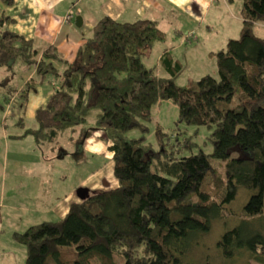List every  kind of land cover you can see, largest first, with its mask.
Returning <instances> with one entry per match:
<instances>
[{"label":"trees","instance_id":"trees-1","mask_svg":"<svg viewBox=\"0 0 264 264\" xmlns=\"http://www.w3.org/2000/svg\"><path fill=\"white\" fill-rule=\"evenodd\" d=\"M12 5L0 0V65L20 61L34 69L20 89L23 100L46 75L55 82L53 94L35 111L37 126L27 132L38 143L53 142L94 110L95 128L115 154L117 179L112 188L87 190L57 221L14 230L12 238L26 247L25 264H112L114 256L119 264H193L197 237L231 214L225 209L239 189L248 197L216 246L227 264H264V37L253 32L254 24L264 25V0H243L240 36L212 52L217 75L203 74L185 86L174 80L182 64L168 49L159 61L169 76L157 75L140 59L164 38L153 19L99 18L70 62L53 45L39 49L9 30L13 18L5 9ZM162 99L177 105L178 122L209 130L204 143H211V151L188 134L168 148L163 140L170 134L160 127L156 148L125 135L149 120ZM66 249L74 254L69 263Z\"/></svg>","mask_w":264,"mask_h":264},{"label":"rangeland","instance_id":"rangeland-1","mask_svg":"<svg viewBox=\"0 0 264 264\" xmlns=\"http://www.w3.org/2000/svg\"><path fill=\"white\" fill-rule=\"evenodd\" d=\"M242 3L243 0H213L200 22L167 8L166 13L157 16L164 38L154 41L140 55V59L157 75L169 76L159 61L161 53L168 49L182 64V70L174 80L184 86L206 73L216 76L217 64L212 52L224 48L230 38L240 36ZM70 10L76 15L78 8ZM152 16H156L155 13ZM253 32L264 37V25L254 24ZM28 73L20 61L12 66L0 65V209L2 227L9 234L14 230L22 232L42 221L59 220L71 202L77 200L76 190L80 187L94 192L117 184L114 161L107 149L108 141L102 136L96 138L105 145L98 154L88 151L85 145L88 137L100 131L95 128L94 110L84 124L58 132L53 142L38 143L33 134L27 132L37 126L36 109L45 105L55 90L53 76L48 74L30 89L26 102L19 89L28 78ZM177 119V105L170 99H162L152 106L149 120H141L139 126L131 128L125 135L128 138H143L144 142L156 148V127H160L170 134L163 140L168 148L174 145L172 139H181L188 134L204 151H211V143H204L208 141L209 130L206 127L185 125ZM194 149L197 150V147ZM215 165L218 173L224 176L221 163ZM29 176L33 179L44 177L42 181L45 183L39 188L40 194L44 191V197L39 199L23 189L27 181L33 183ZM247 197L248 192L239 189L235 199L225 209L231 214L225 213L213 222L207 233L197 237V246L190 257L193 264H227L216 242L222 232L236 222ZM17 246L14 263L8 260V264H25L26 247L19 243ZM73 256V252L66 249L63 258L69 263ZM111 263L119 264L121 259L114 256ZM0 264H6L4 258Z\"/></svg>","mask_w":264,"mask_h":264},{"label":"crops","instance_id":"crops-1","mask_svg":"<svg viewBox=\"0 0 264 264\" xmlns=\"http://www.w3.org/2000/svg\"><path fill=\"white\" fill-rule=\"evenodd\" d=\"M212 1L189 0L188 3L180 4L174 3L173 0H13V5L5 9V14L13 18V22L8 26L9 30L33 40L39 49L53 45L63 59L71 62L75 59L80 45L91 35L94 23L103 16L129 22L147 18L158 23L159 13H166L168 8L169 11H178L200 22L203 19L202 14L207 12ZM70 8H78L77 14ZM152 13L156 16H152ZM77 16L81 17L80 26L75 25ZM27 70L29 78L34 74V69L30 67ZM29 93L30 90L27 97ZM43 178L40 176L33 179L29 176L28 179L33 183L27 181L23 189L39 199L44 197V191L39 193V188L45 183ZM1 221L0 209V261L4 258L6 264L8 260L14 263L15 251L19 248L18 242L12 238L11 233L4 231Z\"/></svg>","mask_w":264,"mask_h":264},{"label":"clouds","instance_id":"clouds-1","mask_svg":"<svg viewBox=\"0 0 264 264\" xmlns=\"http://www.w3.org/2000/svg\"><path fill=\"white\" fill-rule=\"evenodd\" d=\"M174 3L179 2L180 4H184V3H188L189 0H173ZM197 2H199V0H197ZM102 136V132L97 131L95 133L92 134V136L88 137L85 141V145L88 151L94 152V153H99L100 151L104 150V143L103 141H99L96 138ZM111 141H109V145H111ZM112 156H114L115 154L112 153ZM77 202H80L79 198H77Z\"/></svg>","mask_w":264,"mask_h":264},{"label":"water","instance_id":"water-1","mask_svg":"<svg viewBox=\"0 0 264 264\" xmlns=\"http://www.w3.org/2000/svg\"><path fill=\"white\" fill-rule=\"evenodd\" d=\"M75 25H77V26H80L81 25V17L80 16H77L76 17V21H75ZM87 193V189H85V188H78L77 190H76V194H77V196L81 199V198H83L84 196H85V194Z\"/></svg>","mask_w":264,"mask_h":264}]
</instances>
